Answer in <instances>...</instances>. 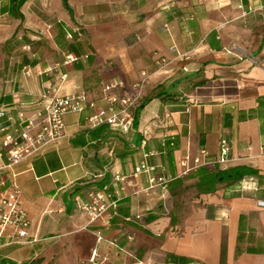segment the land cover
Here are the masks:
<instances>
[{"label":"crops","instance_id":"1","mask_svg":"<svg viewBox=\"0 0 264 264\" xmlns=\"http://www.w3.org/2000/svg\"><path fill=\"white\" fill-rule=\"evenodd\" d=\"M19 3L0 0V107L38 123L37 101L61 74L59 93L84 91L94 107L66 114L62 139L0 170V191L14 183L30 220V242L1 245L0 264H85L95 250L96 264H264V0ZM69 53L79 59L64 63ZM114 78L119 95L139 94L128 133L87 126ZM11 129L0 117V141ZM197 157L208 163L193 167ZM143 160L155 169L133 176ZM236 166L255 173L204 189L206 171ZM159 175L166 190L151 187ZM101 189L118 205L89 223L77 204Z\"/></svg>","mask_w":264,"mask_h":264},{"label":"built area","instance_id":"2","mask_svg":"<svg viewBox=\"0 0 264 264\" xmlns=\"http://www.w3.org/2000/svg\"><path fill=\"white\" fill-rule=\"evenodd\" d=\"M74 32L77 33L78 37L83 36L79 29H74ZM67 37L71 38V34H68ZM183 57L184 55H178L175 59L181 60ZM78 59L76 54L69 53L65 55L64 63H72ZM171 62V59L164 58L159 67L163 68ZM26 73L29 74L30 70L27 69ZM66 77V74H61L58 78V84L49 86L41 93L35 111V115L40 118L38 123L27 116L24 110L0 107V117H5L12 128L0 141V157L4 153L7 160L6 163L0 164V170L9 169L24 158L34 156L49 145L62 139L66 135L64 123L66 114L82 113L87 107H94V103L88 100L84 91L71 95H61L59 93L60 85ZM144 80L145 78H142L139 81L138 87H141ZM123 87L124 82L116 78L104 85V99L108 106L87 116L88 127L96 128L107 124L123 133L132 130L135 120L134 108L139 94L137 96L119 95L118 92ZM163 128L162 138L164 140L168 136V131L165 129V125H163ZM170 145H174V142L171 141ZM148 155V153L144 154V156ZM231 160L228 142L226 139H221L216 162L226 167ZM207 163L197 157L193 160V167H200ZM154 169V166L148 165L143 160L135 167L133 176H137L141 172H152ZM115 178L122 182L126 181L124 176L117 175ZM170 180L169 177L159 175L151 176L149 182L151 187L160 186L163 190H166ZM1 185H3L2 181H0V187ZM259 204L264 206V200L259 201ZM77 205L87 215L88 222L91 223L104 216L109 210H115L118 199H112L111 195L104 189L92 190L88 193V199L79 201ZM29 226L30 220L22 205L20 190L12 183L8 191H0V246L30 242L28 240ZM96 255L95 250L89 262L85 264H96Z\"/></svg>","mask_w":264,"mask_h":264},{"label":"trees","instance_id":"3","mask_svg":"<svg viewBox=\"0 0 264 264\" xmlns=\"http://www.w3.org/2000/svg\"><path fill=\"white\" fill-rule=\"evenodd\" d=\"M25 0H20L19 5H21ZM63 6L71 12V8L69 6L68 0H62ZM107 125V124H104ZM102 126V125H101ZM109 126V125H107ZM111 127V126H109ZM112 128V127H111ZM255 173V170H253L250 167L247 166H236V167H229L226 169H218L214 172H207L206 171V177L204 180V183L206 184L204 187L205 190L212 189L213 185L219 182H225V181H238L242 180L246 175Z\"/></svg>","mask_w":264,"mask_h":264}]
</instances>
